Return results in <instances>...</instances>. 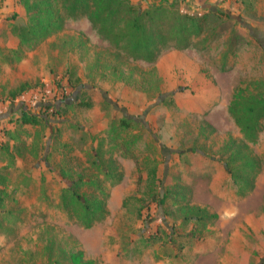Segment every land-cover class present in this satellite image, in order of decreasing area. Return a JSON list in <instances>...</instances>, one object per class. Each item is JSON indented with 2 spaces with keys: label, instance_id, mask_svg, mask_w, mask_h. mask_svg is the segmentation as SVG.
Wrapping results in <instances>:
<instances>
[{
  "label": "rangeland",
  "instance_id": "obj_1",
  "mask_svg": "<svg viewBox=\"0 0 264 264\" xmlns=\"http://www.w3.org/2000/svg\"><path fill=\"white\" fill-rule=\"evenodd\" d=\"M131 2L203 17L201 32L134 60L86 15L22 38L26 5L0 0V264H81L79 250L95 264H264V108L256 128L229 110L240 87L264 99V0ZM172 23L151 24L169 36ZM155 162L162 206L146 192ZM80 177L106 210L91 227L64 198Z\"/></svg>",
  "mask_w": 264,
  "mask_h": 264
},
{
  "label": "trees",
  "instance_id": "obj_2",
  "mask_svg": "<svg viewBox=\"0 0 264 264\" xmlns=\"http://www.w3.org/2000/svg\"><path fill=\"white\" fill-rule=\"evenodd\" d=\"M27 7L30 16L29 24L25 27L18 28V33L22 38L28 36L47 35L49 32L61 27L66 17L76 15H86L90 21L98 28L106 38L116 43L120 48L126 52L128 57L134 60H147L156 61L161 48L168 45L174 39L182 46L190 45V39L188 34H200L202 18L196 15L181 14L176 11L172 6H164L162 4L153 5L148 9L141 10L138 6L133 4L131 0H21ZM126 14L127 22L125 27H121L114 37L111 32H116L115 20ZM157 18L165 19L171 18L174 23L169 26V36H164L163 33H159L154 30L152 22L157 21ZM116 34V33H115ZM24 88V87H22ZM23 89L19 91L22 92ZM243 88H237L234 97L229 106V110L234 114L235 107L240 110L246 117L247 126L254 120L252 117L255 112H260L264 108V99L259 103L251 104L242 102ZM17 95V94H16ZM15 95V96H16ZM80 103L88 104V102L80 101ZM236 120L242 122V118L235 116ZM22 122L38 124L40 122L39 117L29 112H24L22 115ZM250 126L256 128L257 122L250 123ZM98 156L100 155L97 151ZM236 156V155H235ZM235 156L231 155V158L227 159L226 163L230 171L232 172L233 179L237 182L238 178L232 171L231 162L235 159ZM96 164L98 162L96 161ZM249 164L253 167L256 162L254 160ZM158 166L157 163L153 165L148 173L149 186L146 191L151 197V201H156L159 205H163L167 198V193L157 189L158 182ZM256 177V176H255ZM253 177V178H255ZM83 178L75 180L74 183L69 186L67 193L64 195L66 204L73 202L78 204L82 210V214L85 216V226L91 227L95 223L105 218V207L101 200L95 205H91L78 191L80 183H83ZM250 181V180H249ZM247 181H243L242 186L247 184ZM249 190L253 189L254 182L251 180L249 183ZM68 194L71 195L72 201H68ZM102 211V216L92 215V211ZM213 217H218L217 213L212 214ZM70 259L73 263L81 264H95L92 258H87L83 250L74 252L70 255Z\"/></svg>",
  "mask_w": 264,
  "mask_h": 264
}]
</instances>
